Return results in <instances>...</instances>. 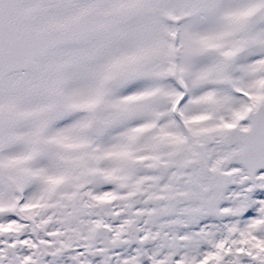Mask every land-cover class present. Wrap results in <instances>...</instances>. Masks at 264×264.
Wrapping results in <instances>:
<instances>
[{"label": "snow or ice", "instance_id": "6c2138e0", "mask_svg": "<svg viewBox=\"0 0 264 264\" xmlns=\"http://www.w3.org/2000/svg\"><path fill=\"white\" fill-rule=\"evenodd\" d=\"M0 264H264V0H0Z\"/></svg>", "mask_w": 264, "mask_h": 264}]
</instances>
